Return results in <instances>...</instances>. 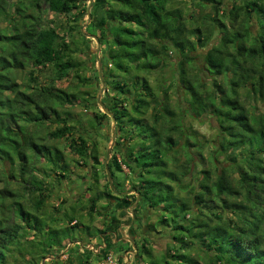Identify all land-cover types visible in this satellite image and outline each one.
<instances>
[{
    "label": "trees",
    "instance_id": "trees-1",
    "mask_svg": "<svg viewBox=\"0 0 264 264\" xmlns=\"http://www.w3.org/2000/svg\"><path fill=\"white\" fill-rule=\"evenodd\" d=\"M177 1L186 2L106 0L99 26L94 22L93 30L98 43L105 44L108 73L103 81L113 90L111 98L103 102L116 119L118 145V139L128 140L130 145L122 150L115 147L122 158L115 154L109 162L114 192L107 179L104 191L90 188L96 193L87 205H62L57 212H62L64 219L54 217L53 221H66L67 231L78 228L80 233L82 227L90 235L92 228L103 234L105 245L96 254L107 259L116 246L114 231L107 233L115 225L108 227L107 219L111 216L121 223L125 209L139 194L147 209L155 211L159 225L172 232L174 242L170 253L164 254V264H203L191 254L189 244L195 239L202 242L199 248L206 250L215 264H264V111L254 110L258 99L264 101V0H230V9L223 6L225 0H192L188 12L175 5ZM86 2L0 0V264H15L14 253L21 250V238L30 233L36 239L29 242L34 247L25 264H40L34 260L39 254L42 262L50 248L64 245L59 239L43 242L44 233L59 230L49 224L44 231L41 215L56 185L70 179L72 171L63 151L46 143L40 132L45 130L47 137L57 140L72 137L75 126L69 123L68 114H63L64 107L75 105L80 97L54 85L32 83L36 72L47 68L55 71L52 83L70 76L79 82L89 79L81 76L84 63L75 56L87 45L82 27L76 24L88 15ZM43 4L54 17L44 19ZM201 10L205 13L199 19L196 13ZM59 15L67 18L68 27L62 33L55 20ZM94 15L91 8L92 18ZM76 31L79 37H75ZM198 46L208 49L201 67L194 54ZM173 52L179 55L176 81L187 98L191 97L188 112L196 118L209 114L218 124L221 143L215 144L208 157L203 153L207 140L205 143L200 132L185 124L183 110L172 107V83L160 86L161 99L147 76L141 74L165 68ZM27 66L31 67L29 81L22 89L13 73ZM197 68L200 70L195 72ZM205 72L214 77L213 82L205 80ZM85 101L87 107L92 104ZM93 115L94 124L107 117L101 110ZM49 123H56V128L48 129ZM29 124L41 127L40 131ZM87 141L80 135L70 146L86 165L91 158L94 168L100 163L105 168L97 144L88 154ZM224 153L232 155L229 166L221 172L217 167L215 173L206 163L198 172L202 178L197 186L184 183L185 178L194 179L198 157L219 164ZM40 158L46 166L38 171L36 160ZM123 165L136 173L137 179L121 189L120 184L126 183L117 180L114 168L124 171ZM40 173L54 182L45 184ZM129 189L137 194L123 193ZM180 191H188L189 196H180ZM145 210L138 204L133 211L136 219L143 220ZM97 215L105 216L103 229L93 226ZM155 227L147 225L150 231ZM72 236L76 241L77 236ZM144 238L142 249L152 255L148 233ZM137 241L131 243L138 246ZM138 255L142 259L140 250ZM123 257L121 254L119 260Z\"/></svg>",
    "mask_w": 264,
    "mask_h": 264
},
{
    "label": "rangeland",
    "instance_id": "rangeland-1",
    "mask_svg": "<svg viewBox=\"0 0 264 264\" xmlns=\"http://www.w3.org/2000/svg\"><path fill=\"white\" fill-rule=\"evenodd\" d=\"M11 2H16L17 0H10ZM89 1L87 0L86 4L89 6ZM186 1L185 4L176 3L175 5H182L186 12L189 10V7L192 5V0H183ZM227 7V9H230L232 6V2L230 0H225L224 5ZM104 7H106V0H93L92 1V10H94V17L91 18L90 21H88V15H83L80 19V21H77L78 26L84 28V33L87 37V45L84 46L85 51H81L79 53H76L75 56L78 61L84 63L83 67L80 70V74L86 79L85 82L80 81L78 78H75V76L65 77L62 80H56V82L52 83L51 78L54 76L53 70L47 68L45 70L37 71L36 72V81L32 83L35 86H42L45 84L54 85L56 87L64 88L70 92H76L77 95H79L80 99L75 103V105H67L64 107L66 110V113H63L64 115L69 117V123L73 126H75V129L73 131L72 137L67 136L61 139H51L46 136L45 130L40 132V136L46 137V143L56 145L58 146L64 153L65 159L69 163V167L72 171V177L70 179H65L61 185H56V191L52 198L46 201V206L43 209V214L41 215L44 219L42 220L45 228L47 229V226L50 224L53 227V230L57 229L58 232L46 235L44 233V237H42L43 242H56L57 239H59L64 245L63 246H57L50 248L49 252L46 253L45 258L42 259L41 262V254H39L38 258L34 260H39L40 264H86L85 259L89 260V263L92 264H112L104 257H98V255L91 250V248H84L83 246H87L88 244H85L82 242L81 246L80 244H77V242L80 241V238L84 237H90V235H87L85 233L84 228H80L82 232L78 233V228L74 231L65 230V227L68 226V223L66 221H61L64 219L62 212H57V208H60L62 205L64 207H72L74 204L78 205H87V202L89 200V197L96 192L94 190H90V188L95 187L98 188L97 192L104 191V186L107 181V171L104 168L103 163L98 164L97 169L93 167L94 160L89 158L88 163L86 165L83 159L79 156V154L75 151L74 148L70 146V142L73 138H76L80 135L87 138V152L93 151L94 145L97 144L98 151L100 153V162H104L107 155V149L112 144V136L113 131L115 130V144L112 148L111 157L109 159V162L112 159V156L116 154L117 158H122V156L117 152V149L120 148L121 150L123 148H126L130 145V141H123L122 139H118L121 143L118 145L117 143V125L113 123L111 116L107 114V117L104 119H100V122L96 121L94 124L93 120V112L101 110L102 112L106 113L104 108L101 106L99 99L101 102L107 106L106 102H103V99H110L111 93L113 92L112 87L106 83L103 85L101 80V75L103 77V80H105L106 73H108V66H105L106 60V53H105V44H99L96 39L93 38V34H95L94 30V22L98 24V18H100L104 14ZM42 10L44 12V19L52 18L54 15L47 10L46 5H42ZM199 10V9H198ZM208 11H210V8H207ZM196 11V9L193 10V12ZM205 13V11H197L196 16L199 19H202V15ZM200 14V15H199ZM57 27L59 28V31L62 33L64 30L67 29V18L64 16L59 15L57 18H55ZM75 22V21H74ZM92 34V35H89ZM75 37H79V34L77 31L75 32ZM108 39V38H107ZM106 39V40H107ZM215 40V39H214ZM199 47V46H198ZM207 48L199 47L196 49V52L194 53L197 59V63L199 67L203 65V54H206ZM167 61V66L165 68H161V70H157L156 72H143L142 75L147 76L149 82L151 85L155 88L157 93H159L160 98L162 99L164 94L162 92V88L160 86L162 84L168 85L169 82L172 83V88L170 90V96H171V104L174 109L179 111L180 109L184 112V122L186 125L191 126L192 128L196 129L198 132H200V137L202 140L206 143L203 149V153L206 157L210 156L212 152L214 151L215 144L219 145L221 143V137L219 136V130H218V124L216 123V120L214 117H212L209 114H204L203 116L196 118L192 116L191 113H189V104L191 101V97L187 98V95L183 91V88L178 86L179 83L176 81V76L178 77V74H176L178 65L177 61L179 60V55L176 52H173L170 54ZM195 62V64H197ZM101 66V71H100ZM111 66V65H110ZM109 68H112L110 67ZM31 69L30 66H27L26 69L19 70L13 73V76L19 81V83L22 86V89H25L26 84L29 81V73L28 71ZM200 70L197 68L195 72ZM116 72H113L115 74ZM112 74V75H113ZM207 82H213L214 77L208 75L207 72L202 74ZM113 78V77H111ZM217 80V79H216ZM222 81V80H221ZM84 98V101L80 102ZM90 100L92 104H90L88 107L86 106V101ZM80 102V103H79ZM254 110H257L258 113H261L264 111V101L261 99H258L257 101V109L256 107ZM152 110L148 112V117L150 116ZM256 112V111H255ZM47 126V125H45ZM48 129H54L56 128V123H49ZM29 128L38 129L40 131L41 127L33 126L32 124H29ZM47 130V129H46ZM117 147V149L115 148ZM195 151V150H194ZM239 152L237 153L239 157ZM232 155H229L228 153H224L219 156L220 163L213 164V162L210 161V159H200L198 157L199 162H194V171L192 174H195V177L192 181L187 180L185 178L184 183L190 182L191 184L197 186V183L200 182L202 178V174L198 173L203 166H206V163L208 164L209 168H211L215 173H217L218 169H215L219 167V170H221L225 166L230 165V158ZM210 161V162H208ZM6 165V164H5ZM4 165V168H5ZM36 168L38 171H40L43 166H46L45 161H43L42 158L36 160ZM3 168V166L0 164V168ZM7 169L10 170L9 164H7ZM123 170L120 171L114 168V173L117 177V180H120L121 182H125L120 184V188H129L132 180L134 179V176L136 173L131 172L127 166L123 165ZM213 173V177L216 178V174ZM42 174V173H40ZM43 178V181L45 184L53 183L54 181L50 179L49 177L45 175H40L39 178ZM113 178V177H112ZM126 178V179H125ZM113 178V183H114ZM96 185V186H95ZM90 186V187H89ZM115 187V185H114ZM176 188H179L178 185H176ZM89 189V191L85 193V191ZM110 189L114 192V188L110 184ZM196 190H194L195 192ZM126 192V191H125ZM82 193V195H81ZM180 196H189L188 191H180ZM79 201V202H78ZM113 208V206L111 207ZM195 210L197 207H194ZM100 209V208H99ZM85 213V212H84ZM163 213V212H162ZM77 217L80 218V216ZM54 217L60 218L58 222H54ZM104 219V217H102ZM102 218H100L99 215L96 216V220H94L93 226H95L98 229L104 228V223L102 221ZM123 218V217H122ZM159 218H161L159 216ZM88 219V218H87ZM16 220H19L18 217H16ZM141 223L143 228L145 229L146 233H149L148 235L151 237L152 242L149 243V251H152V255L144 252L141 245V240L145 239L143 232H141V229H137L136 236H137V245L130 246L126 242V240L123 238V236L118 240L119 242L113 241L114 245V251H112V261L115 262L116 260L119 261L120 254L125 255V252H118L119 248L124 249L125 251H132L135 252L136 250H140V254L142 255V262L145 264H164V254L170 253V247L173 246V238H172V232L163 225H159L157 221V215H155V211L150 208V214L145 210V215L143 216V220L141 219ZM123 222V221H122ZM148 224H154L156 226V230L147 229L146 226ZM125 228V227H123ZM93 232H96L93 228L91 229ZM98 232H96L97 234ZM115 233V231H114ZM33 233H30L29 235H25L21 238L22 243L18 246L17 252L14 253V256L17 257V260L15 261V264H25V258H30L31 255V249L32 245L29 244L31 239L34 238ZM77 236L76 241H74L72 238V235ZM144 235V236H143ZM81 236V237H80ZM53 239V240H52ZM117 239V238H114ZM92 240V238L90 239ZM149 240V238H148ZM197 240V241H196ZM37 241V240H36ZM35 241V242H36ZM96 241V240H95ZM94 241V243H95ZM150 241V240H149ZM104 242V241H103ZM116 242V243H115ZM196 242V243H194ZM201 241L199 239H195L191 244H189L191 254L195 257H197L200 261H202L203 264H215V259L212 258V256L207 255L206 250H202L201 248ZM97 244V243H95ZM132 245V244H131ZM76 246V247H75ZM187 247V248H189ZM187 248L183 249L186 250ZM138 250V251H139ZM87 252L86 254L84 252ZM83 252V253H82ZM184 252V251H183ZM21 254V255H20ZM24 257H23V255ZM76 254V255H75ZM31 255V256H30ZM95 255V256H94ZM111 256V255H110ZM126 256V255H125ZM136 255L132 254V256L129 257V254L127 257H123L124 259H129L131 262L136 261ZM82 260V261H80ZM108 261V262H107ZM13 264V263H12ZM119 264L120 261H119Z\"/></svg>",
    "mask_w": 264,
    "mask_h": 264
},
{
    "label": "crops",
    "instance_id": "crops-1",
    "mask_svg": "<svg viewBox=\"0 0 264 264\" xmlns=\"http://www.w3.org/2000/svg\"><path fill=\"white\" fill-rule=\"evenodd\" d=\"M140 203H142V201L141 200H139V204ZM134 207L136 206V204H134L133 205ZM138 206V205H137ZM145 214H143V215H141L142 217L144 216ZM104 218H105V216H104ZM109 222H108V227H110L111 225H115L113 228H108V231H107V233H110V234H112L113 233V231H115L116 232V230H118L119 231V228L124 224V222H126V221H124V220H122L123 222H121V223H119V220H113V219H111V216H109L108 217V219H107ZM102 221H103V223H104V219L102 218ZM112 221H116L115 223H112ZM142 221H141V219L139 220V219H133V221H132V225H133V227L134 226H139V225H142V223H141ZM119 224V225H118ZM144 226V225H143ZM129 227V226H128ZM128 227H125L124 228V233H125V235L128 237H136L137 238V236L135 235L136 233H135V230H134V228L133 227H130V228H128ZM146 228H147V226H146ZM148 229V228H147ZM93 232V231H92ZM117 233V232H116ZM133 234V235H132ZM87 235H90V234H88L87 233ZM103 235V234H102ZM102 235H101V233L100 232H98L97 234L95 233V232H93V233H91V235H90V237H84V239H83V237H81L80 238V241L79 242H77V244H80L81 246H83L82 245V242H84L83 240H85V244H88L87 246H83L84 248H91V250L93 249V251L95 252V253H98L99 252V250H100V252H102V248L104 247V240H103V237H102ZM116 235L117 234H112V236H113V238H117L116 237ZM125 235L123 236V234L120 232V236L122 237H124V239L126 240V242L128 243V244H130V246H133L134 244H132L131 242H132V240L131 241H129L126 237H125ZM92 238V240H90ZM135 238V239H136ZM122 239V238H121ZM96 240V241H95ZM114 240H116V242H119L117 239H114ZM94 241H95V243H97V244H95L94 243ZM119 244V243H118ZM118 244L116 245V246H118ZM132 244V245H131ZM76 247V246H75ZM84 252V251H83ZM82 252V253H83ZM85 254L87 253V252H84ZM128 253H129V257L130 256H132V254H134V255H136V261H134V262H131V260H130V258L128 259H124L123 258V261L122 260H119L120 261V263L122 264V262H124L123 264H143L144 262H142V259L140 258V256L138 255V250H136L135 252H130V251H128ZM76 255V254H75ZM121 255V254H120ZM126 255V256H125ZM125 255H124V257H127L128 255H127V252H125ZM95 256V255H94ZM111 257H112V254H111ZM118 259H120V257L118 258ZM80 261H82V260H80ZM85 261V263L86 264H88V259L86 260H84ZM122 261V262H121ZM89 264H92V263H89ZM145 264H147L146 262H145Z\"/></svg>",
    "mask_w": 264,
    "mask_h": 264
},
{
    "label": "water",
    "instance_id": "water-1",
    "mask_svg": "<svg viewBox=\"0 0 264 264\" xmlns=\"http://www.w3.org/2000/svg\"><path fill=\"white\" fill-rule=\"evenodd\" d=\"M92 1H93V0H90V1H89L88 13H87V14H88V21H90L91 18H92V16H91ZM82 30L84 31V28H82ZM92 36H93V38L96 39L97 42H98V38H97L95 35H92ZM100 71H101V66H100ZM101 80H102V83H103V85H104L105 83H104V81H103V77H102V75H101ZM99 102H100L101 106L104 108L105 112L111 116V118H112V120H113V123L116 124V119H115V117L112 115V113L109 111V109H108V108H107V107L101 102L100 99H99ZM114 144H115V130L113 131L112 144H111V145L108 147V149H107V155H106V159H105V168H106V171H107L108 180H109V182H110V184H111V186H112L113 188H114V184H113V178H112V175H111V171H110V168H109V159H110V157H111V152H112V148H113ZM124 193H126V192H124ZM128 226H129V224H123V225L121 226V231H122V233H123V236L125 235L123 227H128ZM125 237H126L129 241H131V239H130L129 237H127L126 235H125Z\"/></svg>",
    "mask_w": 264,
    "mask_h": 264
},
{
    "label": "flooded vegetation",
    "instance_id": "flooded-vegetation-1",
    "mask_svg": "<svg viewBox=\"0 0 264 264\" xmlns=\"http://www.w3.org/2000/svg\"><path fill=\"white\" fill-rule=\"evenodd\" d=\"M104 164H105V161H104ZM108 177V176H107ZM108 179V178H107ZM109 181V180H108ZM90 187V186H89ZM89 191V189H87L86 191H85V193L84 194H86L87 192ZM125 192V191H124ZM123 192V193H124ZM132 193H135L134 191H133V189H129V190H126V193L125 194H132ZM135 194H137V193H135ZM81 195H82V193H81ZM139 200H140V195L139 194H137V198H136V200H135V202L133 203V205L134 204H136V206L134 207L133 205H131V207H129V208H127V209H125L126 210V215H125V217H123V220H126V222H124V224H129V227L128 228H130V227H133V225H132V221H133V219L135 218L136 219V214L133 212L134 211V209L137 207V205L139 204ZM141 206H142V208H146V211L148 212V213H150V209H147V208H149V206H147L146 207V205L145 204H143V203H141ZM134 228V230H137V229H141V232H143V234L145 235H147V233H146V231H145V229L143 228V225H139V226H134L133 227ZM124 229V228H123ZM117 231V230H116ZM118 233H115V234H117V236H118V234L121 232L122 233V231H121V227L119 228V231H117ZM136 233V232H135ZM123 234V233H122ZM149 234V233H148ZM133 235V234H132ZM136 235V234H135ZM129 237V236H128ZM120 238H121V236H119L118 238H117V240H120ZM124 238V237H123ZM131 240H134L136 237H129ZM149 238H150V242H152V239H151V237L149 236ZM116 241V240H115ZM153 243V242H152ZM100 251V250H99ZM125 250L124 249H122V252H124ZM118 252H119V250H118ZM125 252H127V255L129 254L128 253V251H125Z\"/></svg>",
    "mask_w": 264,
    "mask_h": 264
},
{
    "label": "built area",
    "instance_id": "built-area-1",
    "mask_svg": "<svg viewBox=\"0 0 264 264\" xmlns=\"http://www.w3.org/2000/svg\"><path fill=\"white\" fill-rule=\"evenodd\" d=\"M108 260H109L110 262H112V264H119V261H118V260H116L115 262H113L111 256L108 257ZM107 262H108V261H107Z\"/></svg>",
    "mask_w": 264,
    "mask_h": 264
}]
</instances>
